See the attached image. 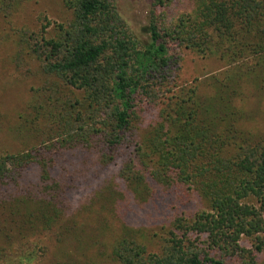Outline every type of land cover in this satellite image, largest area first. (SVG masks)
I'll list each match as a JSON object with an SVG mask.
<instances>
[{
  "label": "trees",
  "instance_id": "trees-1",
  "mask_svg": "<svg viewBox=\"0 0 264 264\" xmlns=\"http://www.w3.org/2000/svg\"><path fill=\"white\" fill-rule=\"evenodd\" d=\"M168 1L151 0L143 41L114 0H62L68 19L21 31L18 54L31 58L39 83L19 127L34 143L0 149V264H38L50 244L74 235L67 202L88 180L94 192L143 202L191 191L202 205L171 215L156 251L120 232L108 250L116 264H257L264 140L238 125L237 82L226 77L200 96L194 84H176L169 52L214 55L233 73L261 75L264 0H191L165 25ZM0 8L10 14L7 0Z\"/></svg>",
  "mask_w": 264,
  "mask_h": 264
},
{
  "label": "rangeland",
  "instance_id": "rangeland-1",
  "mask_svg": "<svg viewBox=\"0 0 264 264\" xmlns=\"http://www.w3.org/2000/svg\"><path fill=\"white\" fill-rule=\"evenodd\" d=\"M7 3L9 15L0 8V149L17 151L34 143L19 127V114L24 112L32 89L39 83L31 58L18 54L17 39L21 31H36L45 21L49 22L50 31L54 23L69 18V11L62 0H7ZM11 3H14L12 9ZM114 3L128 31L138 41L145 40L144 27L149 19L151 0H114ZM166 5L165 25L189 10L191 0H169ZM169 54L178 57L171 67L176 84H194L200 96L210 95L212 86L226 77L237 82L233 105L240 111L238 125L264 140V71L259 76L240 75L239 70L235 74L232 64L228 65L225 60L214 55L201 56L184 48L171 50ZM101 173L105 176L108 171ZM93 189L94 184L88 180L70 192L67 208L73 214L76 232L61 243L50 244L38 264H116L110 260L108 250L111 241L123 231L128 235L135 232L147 250L156 251L171 215L182 211L188 215L202 207L191 191H168L162 194L161 201L143 202L127 193L119 196L116 191L97 193ZM239 242L250 247L246 236H241ZM256 261L264 264V251L256 255ZM237 263L230 258L223 262Z\"/></svg>",
  "mask_w": 264,
  "mask_h": 264
}]
</instances>
